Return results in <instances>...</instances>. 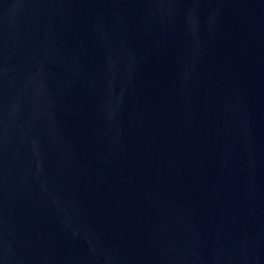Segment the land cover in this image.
Wrapping results in <instances>:
<instances>
[{"label": "water", "instance_id": "1", "mask_svg": "<svg viewBox=\"0 0 264 264\" xmlns=\"http://www.w3.org/2000/svg\"><path fill=\"white\" fill-rule=\"evenodd\" d=\"M0 264H264V0H0Z\"/></svg>", "mask_w": 264, "mask_h": 264}]
</instances>
